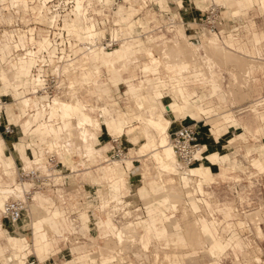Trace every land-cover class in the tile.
Here are the masks:
<instances>
[{"label":"rangeland","instance_id":"rangeland-1","mask_svg":"<svg viewBox=\"0 0 264 264\" xmlns=\"http://www.w3.org/2000/svg\"><path fill=\"white\" fill-rule=\"evenodd\" d=\"M15 1H18V5L23 13L28 12L26 11L28 7L23 5L22 0ZM34 1L35 0H31V2ZM89 1L91 0L84 2L83 9H85V11L83 12L82 10L81 15L84 17L86 8H89L88 16L91 15L93 18L90 20V17L87 18L85 15V19H76L77 23L81 24L80 27L89 28V26L99 22L101 29L98 30V32L95 30V36H102L103 40H110L111 37H114L113 33L123 38L128 35L134 37L131 40L126 39L120 43V46L125 43L126 46L133 47V50L129 54L130 59L126 58V60L130 61L128 62V71H123L121 73L122 80L117 86L111 81V76L108 72L120 70L124 67L118 66L114 61L103 62L101 56L104 53L95 52L84 54L81 58H76L80 61L79 66H81V70H78L77 66L74 64H72L73 66L71 67L75 70V81L78 92L74 93V90L70 89L72 85V83H70L72 80L70 79L74 77L68 72V80L64 83L66 89L63 96L56 97L53 101L63 100L62 102H70V96L74 94V97L82 102L90 114V109L95 110L96 108V111H94L91 116L98 120L103 119L99 109L106 105H110L115 112L113 116L109 114V112H105L104 122L108 120L112 121L116 118L117 110L126 111L131 119L136 115L142 114V112L144 113V111H146L144 114L147 116L150 114V108L140 111L133 100L129 98L128 91L130 85L133 83L135 84V88H139L142 84L146 83L151 85V89L147 88L148 91L146 89L144 90L145 99L148 98L150 101H156L154 90L162 92L164 102H168L169 99L176 100L174 89L182 85L181 83H184V79L186 78L185 73L180 75L177 74V72L184 69L182 65H184L185 61L181 64V58L175 55L174 51L169 54V56L165 53L163 54V52L161 53V51L166 42L179 40V26H182L186 35L197 44H200V38H202L204 34L212 35L215 34L214 32L220 36L221 40L228 39L229 34H234L236 37L242 38L246 42L254 36V33L260 37H264V0H252L245 11L238 13H235V10L238 8L237 6H231L225 1L217 2L215 0H184L183 5L177 4V0H164V8L161 7L159 0H148L147 4L143 5L141 4L142 0H107L106 2L105 0L104 2L103 0L102 2L101 0H92L91 4ZM6 2V8L9 10L12 5L8 3V0ZM37 2L38 1H35L36 4L33 3L35 4L33 10L38 7ZM72 4L73 3H70L68 7L72 6ZM28 6H30V4H28ZM75 7L76 0L74 10ZM30 9L31 8H29V10ZM5 10L0 0V15L2 19ZM42 10L44 11L43 8ZM42 10L40 8L41 12H43ZM31 12L33 13L32 10ZM73 13L75 15L74 11ZM170 17L174 19L171 21ZM70 18L69 21L67 20L69 24L74 22L72 17ZM38 21L41 22L38 25V32L39 36H42V39H34L33 35L30 36L24 30H19L17 31L18 41L15 42L17 38L14 36V33H9L8 37L13 47L16 48L19 45L23 46L24 50L26 49L31 55L25 56L20 54L14 61H10V58H7V60L3 61L2 65L0 64L7 71L11 80L16 78L15 72L11 67V64L16 60L17 65L25 66L29 72L31 71L30 65H33V57L36 60L33 67L37 64V59L34 56L33 50H28L26 47L29 41L39 46V51L44 48L48 49L52 45V42L44 36L47 19L41 18L38 19ZM172 22L175 23V26L172 25ZM131 24L133 25L131 26ZM169 24L171 29L168 27ZM215 25L217 30L213 32L212 28ZM158 26H161L163 30L160 31L156 29ZM30 27L31 26H28L27 28L29 29ZM76 27L78 26H69L67 28L73 30L77 29ZM152 29L156 30L151 31ZM84 30L88 35V29ZM100 31L103 32V35ZM117 31L119 33H117ZM80 35V32L75 31V34L71 36L72 41L69 44V48L67 47L69 50L71 49L70 45L72 43H77V38H81ZM149 35L154 36L148 38ZM94 41L95 40H93V42ZM10 42L7 40V44ZM173 43L181 44L183 42L178 41ZM154 44H158L160 47H154ZM120 46L117 45L114 48H119ZM257 47L261 48L264 52V38ZM53 51L54 53L52 54H55V49ZM108 52L111 51L108 50ZM199 53L202 55V58H208L207 55H203L200 51ZM95 54H98L97 60H95ZM170 55H173L174 58L170 57ZM53 56L54 55H51V57ZM171 60L175 62L171 63ZM70 62H72V60ZM101 65H105L107 68L104 67L101 69ZM146 66L151 68L150 72L144 70ZM201 66L202 69L200 68ZM201 66L199 65L197 68H193L194 71L199 73L198 70L202 71L205 67L204 70H207L206 72L209 75V69L206 67V64H201ZM228 68L238 69L232 66L231 63L222 65L221 70L223 72L224 86L237 88V86L231 83L232 76L228 72ZM34 73L35 71L32 70L30 75L26 78L29 82L23 86L25 95L21 99H17L18 97L15 95V89L18 86L15 84H4L0 79V96L8 95L9 104L7 103L6 107L7 117L9 121H13L18 125L15 134L4 135L3 137L0 136V249H3L5 253L8 252L9 257H13L12 260H5V264H16L17 257L22 254L25 255V259L20 262V264H26V257L28 255H32V257L39 259L41 262L46 261L45 263L47 264H60L62 261L72 257L68 250H64L61 251V253L58 252L56 255L50 256L51 254H49L44 259H41L35 248V237L30 236L25 227H20L19 223H14L3 212L5 201L9 198L14 199L17 194L16 187L19 181V170H21L23 166L30 167L33 165L35 157H44L50 151H57V149H55L56 147L60 150L59 147L62 146V143H64L65 146L67 145L66 150L68 151H64L65 148L61 147L60 152H63L59 155L61 164L57 170L55 185L38 190L40 193H37L33 200L30 198L29 201H38L40 196H43L51 200V202L46 205L48 214H52L55 210H59L61 213L60 219L63 220V223L68 229L65 233L66 239L71 241V243L67 244L64 236L59 245L61 248H65L66 243L67 248H70L71 251H77L75 255L79 256V259L76 260V263L122 264V262H125V264H173L170 261L172 252L177 251L179 257L178 263L176 264H242L243 262L246 264H264V172H259L256 167L252 165V159L260 153V144L264 143V135H260L257 139L253 137H247L246 139L239 138L236 135L244 131L241 125L231 127L228 131H225L221 137V143L222 145H227L226 150L231 160L235 161L236 168L230 171L225 178H217L212 184L206 182L202 183L201 181L199 184L197 183V179L199 178L193 175H202L203 173L201 172L194 173L192 176L191 174H178V170L175 168V156L173 163L169 161L166 163H158L151 156V151L141 149L140 142L133 143L126 140L125 136H116V134H112L106 129L102 130L100 127L92 126V124L89 123V125H84L85 128L87 127L88 133L91 136H89V145H91L90 148H88V150L91 149L89 151L90 154L86 155L88 152L85 147L86 145L84 146L80 139L79 141L82 144H79L78 138H73V140L69 139L62 143L61 141L54 140L50 126L62 127L64 130L60 132H65L67 130L65 126L67 118H65L61 112L51 116L49 109H47V111H42L40 105L44 104L43 99L33 94L34 86L37 87V89L41 86L38 87V75ZM99 75H101V77L96 78L97 80L95 79L97 83H90L92 78H95V76L98 77ZM183 75L185 76L184 79ZM208 75H206V77H208ZM260 78L262 81L264 80L262 75H260ZM195 79H198V76L195 75ZM125 80H128V82ZM105 83H110L111 86L109 99L103 94V85ZM262 83H260V93L264 95V82ZM209 84L204 85L202 83H197L193 86H196L197 90L200 92L199 94L203 93L209 95L208 90L211 88ZM224 86L222 85L221 89L222 92L225 93L226 88ZM254 86L255 85H252V87ZM177 90L178 88L175 89L176 92H178ZM150 92H152V95ZM255 95L256 93H253L249 98L244 96L238 99L236 98L234 103H230L231 101L226 99H211L205 103L204 107L207 109L216 107V109L206 116H211L214 113H219L220 115L222 112L231 108L237 118L253 119V113L249 108L254 97H256ZM262 100L263 99L258 100L257 102H262ZM177 101L179 103L182 102L178 99ZM116 102H118V104H116ZM228 103H230V105L227 107ZM198 104H200V101H198ZM218 105L220 106L217 107ZM158 108V111H161L160 105ZM31 110H36V112L31 113ZM167 117L175 122L176 126L168 132V135H161L156 129L150 128V133L151 135L153 134L150 138L152 137L151 139L156 142L161 141L160 150L164 157H166V155L162 146L172 142V136L175 130L182 124L194 123L197 129L200 130V137L202 140H205L206 134L210 132L209 128L211 123L207 122L205 119L202 120L203 116L192 119L187 114L169 112L167 113ZM72 121H74L73 124L75 126L79 122L77 118L74 120L72 119ZM30 123L32 124L31 130H34L39 125H47V133L45 136L38 133L26 137L23 131L28 129ZM132 123L136 125H145L138 120H133ZM132 123L130 122V124ZM75 126L73 128L77 130V132H75L76 135H78L77 133H79V130L77 126ZM91 134L94 136L93 139ZM231 138L235 139L232 144L229 143ZM76 140L77 142H75ZM143 142H145V140H142V143ZM201 162L205 164L210 163L207 158H204ZM128 163L130 164L128 165ZM196 163L197 161L189 168L192 169ZM101 167L118 168L120 171L116 173L115 178L108 179L101 171ZM189 168H187V170ZM243 168H245V170H243ZM250 176L254 184L250 183ZM116 182L120 184L129 182L130 188L128 190L122 187L117 192L121 201L113 198L116 191L113 189L112 184H116ZM173 184L174 186H172ZM144 186L147 190L145 198H143L139 192L140 187ZM167 186L171 187L167 188ZM202 186L205 191L211 193L210 199L212 200L214 211L207 209L206 206L203 205L202 211L197 213L198 217L207 220L211 225H214V218L220 222L221 219H224L218 230L219 233L216 235L222 239H226L227 236L228 239L239 242L243 249L247 251L246 253H244V251L239 252L238 256H236L231 250H228L226 254H220L221 257L220 255H214L212 260V254H210L212 253V243L201 241L195 243L197 245L194 246L193 243L189 242L192 248H203L190 249L189 247L182 248L178 246L176 247L177 250L174 249L173 245L166 244V240H172L173 237H171V235H168V237L167 235L158 237L153 233L149 234L147 228V223L149 222V206L153 204V207H159L158 201L168 193L171 194V200L167 202V212L176 215L179 227L184 229V233L186 234V227L189 224H195V227L197 226L199 228L198 219L195 220L192 218L193 211L190 213V209H193L190 206L192 200H197L199 197H210L207 194L203 196V194L197 192V190H200L202 193L204 192ZM171 188H174L176 191L174 189L173 192L170 191L172 190ZM185 191L188 193L191 192L192 196L186 197L184 194ZM174 194H180L181 198H176L178 200L174 199ZM103 196L110 200V203L106 207H102ZM202 200L205 201L204 199ZM172 202L177 204L176 209L172 208ZM226 204L233 206V208L235 207L236 213L233 214L232 217L218 210L219 207H224ZM166 207L160 206L162 209ZM68 211L76 218L79 227L74 223V219L69 216ZM111 212H116L113 214L117 216L114 218ZM110 213L113 215L111 216L113 217V224L117 226L116 230L120 228L126 233V240H124L123 244H116V236L110 235L108 237L107 234L103 233V227H99L98 221H106ZM25 215H27V213H25ZM228 218L231 219L227 221L226 219ZM4 219L9 222L10 227L11 225H13L14 228L16 226L19 232L24 233L28 237V249L22 250L20 247H14L9 243L1 227V223ZM43 220V217H41L35 222L44 224ZM238 221H243V225L239 224ZM258 227L261 228L262 231L260 232H262V234L258 231ZM167 228L171 232L172 227L167 225ZM10 231L13 233V230ZM7 233H9L8 229ZM48 233L50 232L48 231ZM74 233H78L75 236H80L79 242H91V244L88 245L84 243V246L78 243V241L71 240L70 235ZM105 236L107 237L104 239ZM203 238L205 241L214 239L212 235H205ZM97 239L99 241H97ZM95 240L96 242H94ZM81 245L84 247L80 248ZM197 252L198 254L193 260L189 261L191 255H195ZM0 264H2L1 258Z\"/></svg>","mask_w":264,"mask_h":264},{"label":"crops","instance_id":"crops-1","mask_svg":"<svg viewBox=\"0 0 264 264\" xmlns=\"http://www.w3.org/2000/svg\"><path fill=\"white\" fill-rule=\"evenodd\" d=\"M22 1H23V5L25 7H29L28 4H30L31 0H22ZM215 1H217V2L225 1V2H228V4L231 6H237L238 8L235 10V13L245 11L252 2V0H215ZM159 2H160L161 7L164 8L165 7L164 6V0H159ZM177 4L183 5L184 0H177ZM171 19L173 20L174 18L171 17ZM94 24H95V30H97V27L100 23L97 22ZM132 25L133 24H131V26ZM172 25L175 26V23L173 22ZM168 27L171 29V26H168ZM36 28H38V26L31 28L30 30H27V31L24 30V31L27 32L30 36L33 35L34 39H42V36H39V37L35 36ZM151 31H154V29H152ZM10 32H12V31L5 30L4 35L2 36V38H0V64L1 65L3 64V61L7 60V58H10V61H14L20 55V54L15 53V49L17 47L14 48L12 43L10 42L11 40H9L8 36H9ZM100 32L103 35V32L102 31H100ZM117 33H119V32L117 31ZM178 34L180 35L178 38L179 42H186L190 46L191 49L192 48L194 50L198 49L203 55L208 56V54L206 53V51L203 47L204 44L208 42V43L216 44V45L224 48L226 51L234 53V54L238 55L239 57H242L243 60L245 59V62H247V63L239 65V63L237 64L234 62L227 61L225 59L207 60L206 61V67L209 69V72H208L209 76L208 77H203L200 73H196V71H194L193 68L191 69V66L185 62L184 65H182V66H183V68H185V67L187 69L190 68L189 69L190 72H188V71H187V73L184 72V73H186V78L184 79L185 76L183 75L184 83H181L183 86L182 85L177 86V88L180 90L178 92H176L174 89V93H175L174 96L176 97V100L175 99H169L168 102H164V100H163L164 97H163L162 92L154 90L155 99L156 100L158 99V101H161L163 105H165V106L167 105L166 106L167 112L164 113V116H165V120L167 122V126L169 127V131L174 129L176 126H175V122H173L172 120H170L167 117V113H169V112L181 113L178 110V106L182 102L179 103L177 101V99L179 101H182V100L187 101L189 103V106L191 107L189 109V111H183L181 114H187L192 119H196L198 117L203 116L202 120L205 119V120H207V122L211 123V126L209 128L210 132H208V134H206L205 140H202V138H201L203 144L205 145V149L203 151V154L201 155L200 161H198L196 163V165L192 169H190V170H193V172H191V173L180 172L177 169L176 164H175V168L178 170V174H180V175L191 174V176H192V174H194V173L201 172V173H203L202 175H193L194 177L199 178V179H197V183L199 184V182L201 181L202 183L206 182V183L212 184L217 180V178H225L230 171H232L233 169L236 168L235 161L231 160V157L226 150L227 145H222V143H221V137L225 131H228V129H230L231 127L241 125L243 127L244 131H242L236 135L239 138L246 139L247 137H253V138L257 139L260 135H264V95H262L260 93L261 92L260 83L264 82V80L262 81L260 78V75H262L264 77V52L261 50V48L257 47V45L262 42V39L264 37L263 36L260 37L256 33H254V36L252 38H250L248 40V42H246V41H244V39H242V38L240 39V38L236 37L234 34H232V35L229 34V38L223 39V40L220 39V36L218 34H212V35L211 34L210 35L204 34L202 36V38H200V44H197L196 42L192 41L186 35V32L182 28V26L181 27L179 26ZM150 36L153 37L154 35H149L148 38ZM7 40L10 43L7 44ZM17 41H18V39H15V42H17ZM178 41L172 40V41L166 42L165 45H167L168 43L178 42ZM30 43H32V42L29 41V44ZM29 44H27V46H26L27 48H28ZM32 44H35V43H32ZM18 47H23V46L19 45ZM154 47H160V45L154 44ZM119 49L121 50V52H123L125 54V57L127 59H130L129 54L133 50V47L126 46V44L123 43V44H121V46L119 48H116V50L114 52H116ZM111 52H113V51H111ZM15 55H16V57H15ZM251 60L253 61L254 68L252 69L251 72H249L248 70H250V67H251V63H250ZM16 61L11 64V67L15 72L16 78L14 80H11L7 71L3 68V66L0 65V77H1L0 79L2 80V82L4 84H15L16 86H18L15 89V95L18 97L17 99H21L25 95L23 86H24V84H27L29 82V80L26 78L30 75V72H32V70H34L36 68V65L29 72V71H27L25 66L17 65ZM228 63H231L232 66L238 68V69L228 68V72L232 76L231 83L234 84V86L239 85L237 88L224 86L223 72L221 70V67H222V65L228 64ZM79 64H80V61H78L77 68H78V70H81V68H80L81 66H79ZM242 65L244 68L242 67ZM245 65H248L249 67L246 66V68L248 67L246 69ZM104 67L107 68L105 65L100 66L101 69ZM128 67H129V64L127 65V67L125 69L123 68L120 70H113L111 72H108L109 75L111 76V81L115 85L118 86V83L122 80L121 73L123 71H128ZM144 70L147 72H150L151 68L149 66H146L144 68ZM37 75H38L37 78L41 77V79H42L41 71ZM195 75L198 76V79H195ZM99 77H101V75H99L98 77L95 76V78L91 79L90 83H92V84H93V82L95 83L96 82L95 79L99 78ZM236 80H238L239 82H236ZM125 81L128 82V80H125ZM180 81H183V80H180ZM197 83H202L204 85H208L210 83L209 85L211 88L208 90L209 95H206L203 93L199 94L200 92L197 90L196 86H193ZM236 83H239V84L235 85ZM134 85H135L134 83L132 85H130V89L128 91L129 98L132 100H133V98H136L138 95V90H137L138 88H135ZM222 85L226 88L225 93L222 92V89H221ZM252 85H255V86L252 87ZM103 87H104L103 94H104V96H106L107 99H109L110 98V90H111L110 83H105L103 85ZM231 89L234 90V94H236L235 96L232 95L233 93H231V91L233 92V90H231ZM253 93H256V95H255L256 97H254L252 103L250 104V108H249V110L253 113V119H251V118L244 119L242 117L237 118V116L234 114V111H232L231 108L227 109L225 112H222L220 115H219V113H214L211 116H206L209 113H211L213 110L216 109V107L210 108V109H207L206 107H204L205 103H207V101H209L211 99H218V100H221V99L225 100L226 99L228 101H231L230 103H234L236 98L238 99L240 96H244V97L249 98V97H251V95H253ZM72 96H70V100H72L71 99ZM261 99H263L262 102H257L258 100H261ZM198 101H200V104H198ZM230 103H228L227 107L230 105ZM116 104H118V102H116ZM219 106L220 105H218L217 107H219ZM158 109L159 108L157 107L155 109V111L158 113H162V110L158 111ZM90 110H91V114H92L94 111H96V108H95V110H92V109H90ZM99 112L101 113V115L103 116V119H104V116H105L104 113L105 112H109V114H111L113 116L115 110L112 109L110 107V105H106L104 107H101L99 109ZM116 113H117L116 118H118L121 114L125 113L127 121H128V124L123 128L121 133L116 134V132H114V129H108L109 120L104 122L103 119L102 120L95 119V120L99 121V126H96V127H100L102 130L106 129L110 133L116 134V136H126L127 130L132 126H136V124L132 123L133 120L140 121L139 119H137V117L142 116V114L136 115L133 119H131L126 111L117 110ZM39 115H41V114H39ZM116 118H114L113 120H116ZM199 121H201V120H199ZM130 122L133 125L130 124ZM57 128H59V131L64 130L62 127H57ZM31 129H32V124L30 123L28 129L23 131V133L25 134L26 137L29 135L38 134V133L45 136V134L47 133V131H46L47 125L46 126L45 125L44 126L39 125L34 130H31ZM91 135H92V139H93L94 136H93V134H91ZM24 139H25V137H24ZM126 140H129V139H126ZM234 140H235L234 138H231L229 143L232 144V142ZM129 141H131V140H129ZM131 142H133V143H139L140 142V147L142 150H144L143 145L145 142L142 143V140H139L138 142H134V141H131ZM157 147L161 148V141L157 142ZM208 156H211L214 158L210 159ZM204 158H207L210 163L205 164V163L201 162V160ZM34 162H35V160H33V163ZM129 164L130 163H128V165ZM202 165H204V166H202ZM252 165L254 167H256V169L259 172H264V143L260 144V153L258 156L254 157L252 159ZM243 170H245V168H243ZM103 173L108 177V179H113V178H115V175L118 172L115 171V172H107V173L103 172ZM185 178H187V177H185ZM249 180H250L251 184H254V181H252L251 176L249 177ZM120 187L121 188L124 187L128 190L130 188L129 182L120 184ZM202 188H203V186H202ZM203 190H204V188H203ZM139 192H140L141 196L143 198H145V196L147 194L146 187L145 186L140 187ZM197 192H200L201 194H203V196L205 194L210 196V194H211L210 192H207L205 190L203 193L200 190H197ZM184 194L186 197L192 196L191 192L188 193L185 191ZM180 196H181L180 194H178V195L174 194L175 198H181ZM113 198H115V199L118 198L121 201L117 192ZM210 198H211V196L210 197H203V198L199 197L197 200H192L190 207L193 210L190 209V213H191V211H193V217L192 218L195 220L198 219L197 221L199 223V228L197 226L195 227V224H192V225L189 224V225L193 226L194 228H196V230H198L199 232L202 233L201 234V241L202 242L213 244V247L211 249L212 253H210V254H212L211 255L212 260L214 258V255L218 256L220 254H226V252L228 250H231L236 256H238L239 252L244 251V253H246L247 251H245L243 249V247L241 246V244L239 242H237V241L235 242L231 239H228L227 236H226V239H222L221 237H218L216 235L217 233H219L218 230L220 229V225L222 224L224 219L220 218L221 219V222H220L214 218V223H213L214 225H211L210 222H208L207 220L198 217L197 213L202 211L203 205L206 206L207 209L214 211V209L212 207V200ZM105 199H107V198L105 196H103L102 197V203L104 202ZM202 199H204L206 202L203 201ZM170 200H171V194L168 193L166 196L161 198L158 201V203L160 206L166 207L167 202ZM50 202H51L50 199L45 198L43 196H40L38 201L30 202L29 203L30 206L28 207L27 215H25L21 220H19L18 223H19L20 227L26 228V231H28V234L30 236L35 237L34 238L35 239V248H36L38 255L41 257V259H44L49 254H51L50 256H52V255L58 254V252L61 253V251L68 250L69 254L72 255V257L62 261L60 264H78V263H76V260L79 259V256L75 255L77 253V251H71L70 248H67V244L71 243V241H69V239H66L65 233L67 232L68 229H67V226L63 223V220L60 219L61 213L59 212V210H55L52 214H48V210L46 208V205ZM160 206L159 207H155V206L153 207V204H151L149 206V222L147 223V228H148L149 234L153 233L158 237H163L165 235H167V237H168V235L169 236L171 235V237H173L172 240H169V239L166 240V244H169V245L171 244V246L173 245L174 249H177L176 247H178V246L182 247V248L189 247L190 249L203 248V247L192 248L189 245V239L186 236V234L184 233V229L179 227V224L176 220V215H174V213H168L167 212L168 207H166L165 208L166 210H165V209L160 208ZM171 206H172V208L176 209L177 204H175V202H172ZM102 207H104V206H102ZM169 209H170V207H169ZM218 210L222 211L223 213H226L227 216H229V217H232L233 214L236 213L235 207L233 208V206H230L228 204H226L224 207H219ZM253 213H255V212H253ZM41 217H43V219H44L43 221H44L45 225L44 224H38L37 222H35L36 220H39ZM229 219H231V218H228L226 220L228 221ZM238 222H239V224L243 225V221H238ZM189 223H191V222H189ZM98 224H99L100 228L103 227V233L107 234L108 237L110 235H115L116 238H118L117 233L119 231L124 234V237H126V233H124L123 230H121L120 228H118L116 230V226L113 224V220L110 217L106 221H104V220L98 221ZM167 225L172 227L171 232L168 230ZM1 227H2L3 234H5L7 236V239H8L10 244H12L14 247H20V249H22V250L28 249V246H29L28 237L24 233L19 232L17 230L16 226H15V228L13 227V225H11V227H10L9 222L6 219H4L1 223ZM7 229H8L9 233H7ZM10 230H13V233H11ZM48 231L50 233H48ZM205 235H212L214 237V239L213 240L208 239L207 241H205L203 238V236H205ZM107 236H105L104 239ZM63 237L65 238L66 243H67L66 244L64 242L66 245L65 246L66 249L61 248L59 245L61 242V239ZM99 237L103 238L101 236H99ZM97 241H99V240L97 239ZM94 242H96V240ZM190 242L192 243V241H190ZM78 243H81L84 246H85V244H88V245L91 244V242L88 243V242H84V241L78 242ZM117 243H118V239L116 241V244ZM84 246L81 245L80 248L84 247ZM145 247L147 248L146 244H145ZM197 254H198V252L195 255H191L189 261L193 260V258ZM178 257H179V253L177 251H173L171 259H170L171 263H173V264L178 263ZM220 257H221V255H220ZM0 258L2 260V264H5V260H7V259L8 260L13 259V257H9L8 252L5 253L3 249H0ZM24 259H25V255L22 254V255L18 256L16 264H20V262L24 261ZM122 264H125V262H122ZM181 264H186V263H181ZM211 264H213V263H211Z\"/></svg>","mask_w":264,"mask_h":264},{"label":"bare ground","instance_id":"bare-ground-1","mask_svg":"<svg viewBox=\"0 0 264 264\" xmlns=\"http://www.w3.org/2000/svg\"><path fill=\"white\" fill-rule=\"evenodd\" d=\"M6 1L7 0H1V2L3 4V8H5L7 10V13L4 14L5 15L4 18H5L6 22L9 23V24H11V23L13 24L16 20L22 21V23L24 25L25 24H28V22L33 21V18L31 19V14H32L31 10H32L33 13H34V15H35V17H36V20L41 19V18H46V19H48L47 20L48 23H50V20H51V23L53 25H55L56 27H61L59 29L67 30L68 39L70 40V43L72 41L71 36L75 34V31L76 32H80L81 38H77L76 39V42L77 43H72L70 45V48L71 49L69 51H66L65 48H62L60 50L58 48V46L54 45V43H53L52 39L49 37V35L47 36L46 32L44 33V36L52 42V45L48 49H45L44 48L41 51H39V48L40 47L38 46L37 50L36 51H33L34 56L37 59V64H36V68L34 69V71H35L34 74L37 75L38 73H40V71L42 73V79H41V77L38 78V87L41 85L39 88H42L43 85H44V83H45V81H44L45 70H44V67L41 65V62L42 61H46V57L43 56L42 53H43V51H47L48 52V56H49V61L53 64V69L52 70L55 71V72H57L59 74V76L61 77V79L59 80V83L61 85H63L64 89H63V91L61 93L56 94L52 99H48L47 96H45L43 94H40L39 93V88L37 89V87H35V86H34V92H33V94L37 95V97H39L40 99H43V103L44 104H41L40 105L41 108H42V111H47V109H49L50 110V113H51V116L52 115H57L59 112H61V113H63L64 117L67 118V120L65 122V126H66V129L67 130L65 129L66 130L65 132H60L56 126H53V125L50 126L51 132H52V136H53L54 140L61 141V143H62V142H65L66 140H69V139L70 140H73V138H78V141H79V139H80V141L82 140L81 142L83 143L84 146L86 145L85 146L86 147V150H88V148H90V145H91V144L89 145V143H90L89 142V136L90 135L88 133L87 127L85 128L84 125L85 124H87V125L92 124V126H99V121L95 120L91 116V114L87 111V109L84 107V105L82 104V102L79 99H76V97H74V94H73V96L71 98L72 100H70V102H67V101L66 102L65 101L62 102L63 100H61V101L60 100L53 101V100L56 97L63 96L64 91L66 89L65 86H64V83H66L67 80H68V78H67L68 77L67 76V73L68 72H69V74L73 75V77H74V78H71L70 79V80H72L70 82V83H72V85L70 86V89L71 90H74V93L75 92H78L77 84H76V81H75V70H73L71 68L73 66L72 64H74L75 66H77L78 61H79V59H76L77 57L78 58H81L84 54H87V53H95V52L96 53L97 52L104 53L101 56V58L103 59V62H112V61H114L115 64H117L118 66L124 67V68L127 67L128 62H130V61L126 60L125 54L123 52H121L120 49L117 50L116 52H114L116 50V48H105V47H103V45L100 43V41L102 39V36L101 37H99V36L96 37L95 36V25L94 24L92 26H89V28H83V27H80L81 26L80 23H77L76 19L77 20H79V19L82 20V18L85 19V15L87 16V18L90 17V20H91V18H93V17H91V15L88 16V10H89V8H86V14L84 15V17L81 15L82 10H83V12L85 11V9H83V4L87 0H76L75 10H74L75 0H65V2L67 3V6L70 3H73V4H72V6L67 7L66 13L65 14H62V15H61L60 12H52V14H49L50 9H51V7L47 4V2H49V0H38V2H37V4H38L37 6L38 7H36L35 10H33V8H34V5L36 3L32 5V3H34V2H30V6L28 7V10H26V11H28L27 13H23L21 11V9H20V7L18 5V1H15V0H8V3L10 5H12L11 8L8 10L6 8V4H7ZM91 1H89L90 4H91ZM106 1L107 0H105V2ZM147 1L148 0H142V3L141 4L142 5L143 4H147ZM101 2H102V0H101ZM103 2H104V0H103ZM58 5H60V4H58ZM14 7L17 8V11H16L17 13H15V12L12 11V9ZM29 8H31V9L29 10ZM40 8H41V10L43 8L44 11L42 10L43 12H41L40 11ZM63 8H66V6H64ZM73 11L75 12V15H74ZM18 12H20V13H18ZM70 17H72V20L74 22H72V23L69 24L68 21H69V19H71ZM59 20H60V23H59ZM171 21H172V19H171ZM69 26H78V27H76L77 29H73V30L71 29L70 30L69 28H67ZM168 26H170V24ZM34 27H36V26H31L28 30H30L31 28H34ZM84 29H88V31H87V32H89L88 35L86 34V31ZM100 29L101 28H100V24H99L98 27H97V32ZM5 30L11 31L9 27H4L3 33H5ZM19 30H24V29L21 28ZM25 31H27V30H25ZM113 36L114 37H117L119 39V45L118 46H120V43L123 40H126V39L127 40H131V39L134 38L132 35H128L127 37L123 38L120 35L117 36L116 33H113ZM93 40H95V41L93 42ZM29 45H28V47H29ZM31 45H35V44H32L31 43ZM80 48H81V50H80ZM204 48H205L206 53L208 54V58H202V55L199 53V51L197 49L196 50H194L193 48L191 49L190 46L186 42H183L181 44H179V43H173V44L168 43L167 45H165L162 48L161 53L163 52V54L165 53L167 56H169V54H171L174 51L175 52V55H177V56H179V58H181V60H182V61L180 60L181 61V64H182L183 61H185L186 63H188L191 66V69L192 68H195V67L197 68L199 65L201 66V64H204L205 65L207 60H214V59H225V60L230 61V62H235L237 64L239 63V65L240 64L247 63V62H245V59L243 60L242 57H239L238 55H236L234 53L228 52L224 48H222V47H220V46H218L216 44H212V43H208L207 42V43L204 44ZM54 49H55V54L56 55L55 54H52V53H54V51H53ZM30 50H32V49H30ZM108 50L113 51V52H108ZM176 52H177V54H176ZM27 53L28 52H26L25 56L26 55L27 56H31L30 53H28V54ZM18 54H21V53H18ZM51 55H54V56L51 57ZM97 55L98 54H95V56H94L95 57V60H97V58H98ZM166 55H164V56H166ZM170 57H173V55L172 56L170 55ZM71 60H72V62H70ZM176 61H177V59H176ZM172 62H175V61H172L171 60V63ZM35 63H36V60L33 57V65ZM250 63H251V67H250V70H248L249 72H251L252 69L254 68V64H253V61L252 60L250 61ZM33 65H30L31 66V70L33 68ZM246 66H248V65H245V68H246ZM242 67H243V65H242ZM200 68L202 69V66ZM189 69L187 70V68L185 67L181 71L179 70V72H177V74H180L181 75L184 72H186V73H187V71L190 72ZM204 69H205V67H204ZM203 70L202 71H199L198 70V72L203 77H206V75H208L207 72H206L207 70H204V71ZM236 82H239V81L236 80ZM237 84H239V83H236L235 85H237ZM89 88H91V87H89ZM147 88L148 89L149 88L151 89V85L150 84H147V83L146 84H142L137 89L138 90V95H137L136 98H133V102L137 105V107L140 109V111H143L146 108L147 109L150 108L151 109V112H150V114L148 116L146 114H144V113H146V111H144V113L142 112V116L137 117V119H139L145 125L144 126L143 125H136V126L130 127L127 130V133H126L125 138L126 139H129L131 141H134V142H138L139 140H145V143L143 145L144 150L151 151L152 157L158 163H166L167 161L173 163V159H174V156H175V158H176V167H177V169L180 172H184V173H187V172L191 173V172H193V170H189L190 169L189 167H191L196 161L197 162L200 161V159H201V153H202V150L205 148V145L202 142V145L200 146L199 150L195 154L196 161L192 165H190V166H184L179 161L173 142L168 143V144L162 146V148H164L163 151H164V153L166 155V157H164L163 154L161 153L160 148L157 147V142L155 140L151 139L152 137L150 138V136H153V134L151 135V133H150L151 132L150 131V128L156 129L158 131V133H160L161 135H168L169 127L167 126V122H166L165 116H164V113L167 112V107H166L167 105L166 106L163 105L161 101H158V99L156 101L151 100L152 102L150 100H148V99H145V97H144V90L145 89L147 90ZM231 90H233V89H231ZM177 91H179V89ZM151 93L152 92H150V94ZM231 93H233L232 95H234V96L236 95V94H234V90H233V92L231 91ZM240 97H242V96H240ZM65 100H67V99H65ZM159 105L161 107L162 113H158V112L155 111V109L157 107H159ZM6 107H7V104H6ZM190 108L191 107L189 106V103L187 101H184V100H182V103L178 106V110L181 113L183 111H189ZM148 113H149V111H148ZM125 115H126L125 113L124 114H121L120 116L118 115L119 117L116 118V120L109 121L108 122V129H114V132H116V134L117 133H121L122 130H123V128L128 124V121L126 120L127 118H125L126 117ZM75 118H77L78 121H79L77 123V125H76L77 126V129L79 130V133H77L78 135H76L77 130L73 128L75 125L73 124L74 121H72V119L74 120ZM80 141H79V144H82ZM75 142H77V140ZM61 145L60 146L62 148H65L64 151H68V150H66V146L67 145L65 146L64 143H62ZM61 147H59L60 150H58L57 147L55 149H57V151L60 152L61 151ZM83 150H85V149H83ZM90 150L91 149H89L88 152ZM59 152H58V154L60 155V154H62L63 151L60 152V153ZM88 152H87L86 155L90 154V152L89 153ZM208 157L210 159H213L214 158V157H211V156H208ZM39 158L40 159L41 158L43 159L42 156L39 157ZM166 158H167V160H166ZM168 159H170V160H168ZM34 163H33V165H34ZM32 166H30V167H32ZM30 167H24V168H30ZM187 168H189V169L187 170ZM101 171L107 173V172H115V171L118 172L120 170H118V168H112V167H108V168L101 167ZM112 186H113V189L116 192H118L120 190V188H121L120 187V184H118V182H116V184H112ZM165 186H166V184H165ZM172 186H174V184ZM28 187H29V183L28 182L23 183V182H19L18 181V186L16 187L17 194L15 195L14 198H24L25 197V189L28 188ZM168 187H171V186H167V188ZM171 189L172 190H170V191L173 192V189L174 188H171ZM37 193H40V191H36L33 194L32 200L34 199V197H35V195ZM175 194H177V193H175ZM9 199H7L5 201V203H4V205H3V212L4 213H5L6 202L9 201ZM174 199H176V198H174ZM176 200H178V199H176ZM118 201H120V200L118 199ZM30 202H32V201L27 202V209L24 212L23 217L25 216V213L28 212V207L30 206L29 205ZM109 203H110V200L109 199H105L104 202H103V206L106 207V206H108ZM111 210H113V209H111ZM111 213L113 214L114 212H111ZM111 213H110V216L109 217L112 219L115 216L114 214L116 212L113 214L114 216ZM124 215H125V213H124ZM111 216H113V217H111ZM13 222L14 223H18L19 221H13ZM187 224H189V223H187ZM186 228H187L186 229V236L188 237L189 242L192 241L193 245L196 246L197 244H195V243L201 242V234L202 233L199 232L198 230H196V228H194L193 226H190V225H187ZM257 229H258L259 232L262 231L260 227H258ZM128 233H130V232H128ZM260 233L262 234V232H260ZM117 236H118V238H117L118 239V243L117 244H123L124 240H126L125 237H124V234L119 231L117 233ZM242 264H246V263L243 262Z\"/></svg>","mask_w":264,"mask_h":264},{"label":"built area","instance_id":"built-area-1","mask_svg":"<svg viewBox=\"0 0 264 264\" xmlns=\"http://www.w3.org/2000/svg\"><path fill=\"white\" fill-rule=\"evenodd\" d=\"M47 4L51 7L49 14H52V12H60L61 15L65 14L66 9L68 7L65 0H56V1L49 0ZM64 6H66V8H63ZM12 11L17 13L16 12L17 8L14 7ZM6 13L7 10H5L3 13V19L1 18L0 15V38H2V35L4 34L3 33L4 27H9L12 33H14V36L18 39L17 31L19 29L23 28L24 30H28L27 28L28 26L37 27L39 23H41L38 20H36L35 15L32 13L31 19L33 18V21L29 22L28 24L24 25L20 20H16L13 24L12 23L9 24L6 22L4 18L5 17L4 14ZM59 28L61 27H56L55 25H53L51 23V20L50 23L46 22L45 24V32L47 36L49 35V37L52 39L54 45L58 46L60 50L62 48H65L66 51H68L70 40L68 39L67 30L59 29ZM156 29H159L160 31L163 30L161 26H158ZM216 30L217 28L215 25L213 26L212 31L214 32ZM214 33L216 34V32ZM35 35L37 37L39 36L38 28H36L35 30ZM100 43L105 48H114L115 46L119 45V39L117 37H111L110 40L101 39ZM28 48H29L28 50L32 49L33 51H36L38 46L31 45L30 43ZM26 52L27 50L26 49L24 50V47H17L15 49L16 54L21 53L25 55ZM42 54L43 56L46 57V61L41 62V65L44 67L45 70V76H44L45 83L42 88H39V93L47 96L48 99H52L56 94L61 93L64 87L59 83V80L61 79L59 74L52 70L53 64L49 61L48 52L43 51ZM7 97L8 95L0 96V136L2 137L4 135L15 134L17 132V127H18V125L15 122L9 121L7 117L8 114H7L6 104L7 103L9 104ZM30 112L33 113L36 112V110H31ZM200 136H201L200 130L197 129L194 123L182 124L180 127H178L175 130L172 136V142L175 146L178 159L184 166H190L196 161L195 154L202 145V140ZM34 159L37 160L35 161L32 167L24 168L23 166L18 173L19 182L29 183V187L25 189V197L9 199V201L6 202L5 214L13 221H19L23 218V214L27 209V202H29V199L32 198L33 194L36 191L55 185L57 170L61 164V160L59 159V154L56 151H50L43 157V159L36 157ZM68 213L69 216H71L74 219V223L76 224V226L79 227V225L76 222V218L73 216V214L70 211H68ZM115 217L116 216H114V218ZM77 234L78 233H74L73 235H70L71 237L70 239L79 242L80 236H75ZM45 262L46 261L41 262L39 259L32 257V255H29L26 258V264H47Z\"/></svg>","mask_w":264,"mask_h":264}]
</instances>
